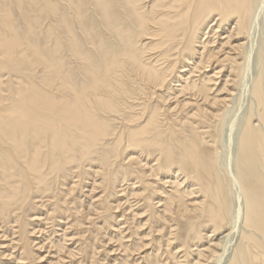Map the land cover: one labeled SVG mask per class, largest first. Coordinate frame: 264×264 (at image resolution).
Instances as JSON below:
<instances>
[{"label": "bare ground", "instance_id": "1", "mask_svg": "<svg viewBox=\"0 0 264 264\" xmlns=\"http://www.w3.org/2000/svg\"><path fill=\"white\" fill-rule=\"evenodd\" d=\"M263 9L264 0H0V227L14 221L26 236L21 213L35 199L51 196L56 206L50 222L69 213L71 225L81 227L103 213L102 206L117 232L126 209L120 217L112 214L124 202L114 205L111 199L119 182L134 180L119 194L129 201L130 191L141 210L125 222H136L127 226L132 239L147 238L125 247L127 255L144 253L147 264H217L219 250L230 248L241 227L228 264H264V34L256 49L251 106L237 125L233 174L244 200L240 208L232 207L233 176L218 154ZM45 22L43 46L38 31ZM171 99L173 111L183 112L180 120L171 118ZM91 174V193L104 190L84 212L81 198L77 205L68 197ZM75 176L76 185L64 189ZM181 220L187 226L178 244ZM22 241L19 259L28 254L34 260L32 241Z\"/></svg>", "mask_w": 264, "mask_h": 264}, {"label": "rangeland", "instance_id": "2", "mask_svg": "<svg viewBox=\"0 0 264 264\" xmlns=\"http://www.w3.org/2000/svg\"><path fill=\"white\" fill-rule=\"evenodd\" d=\"M262 11H264V9L262 10ZM260 14H261V16H260ZM261 18H260V17ZM262 13L260 12L259 13V15H258V17L259 18H257V20H256V24L258 25V23H259V25H258V27H257V25L255 24V28L252 30V36H251V41L253 42V47H252V49H251V52H250V64L248 65V69H247V71H246V73H245V76H244V78H243V85H242V87H241V91H240V95L238 96L239 97V100H238V98H237V101L235 102V103H231L230 105H232V107L234 108H232L233 110H232V113H230V115L231 116H229V118H228V120H227V122H226V126H225V128L223 129V136L221 137V146H220V148H219V153L218 154H220L219 155V161L221 162H223V163H225V166H227L228 168H229V170H231L230 171V173H232L231 175L233 176V181H232V192H231V194H230V200H231V203H232V207L234 208V207H242L243 206V196H242V192H241V190H240V188H239V185H238V183L236 182V179H235V177H234V174H233V168H234V159H235V157H236V150H237V143H236V137H237V125H238V123H239V120L241 121L242 120V118L243 117H245L246 116V114L249 112V110L248 109H250V106H251V100H252V97H251V89H252V83H253V81H254V79H255V77H256V72H257V61H256V49H257V47L259 46V44H258V41H259V38L264 34V28H263V26H264V18H262ZM264 17V16H263ZM260 20H262L263 21V23H262V21H260ZM43 21V19L40 21V22H42ZM262 23V24H261ZM47 24H48V22H45L44 23V27H43V29H41V31H38L40 34H39V41H40V43L43 45L44 43H45V40H44V38H43V32L42 31H45L46 30V26H47ZM262 26H261V25ZM41 25V24H40ZM259 26H261V27H259ZM42 27V26H41ZM261 28V29H260ZM258 29V30H257ZM253 31H255L254 33H253ZM256 31H257V33H256ZM42 32V33H41ZM258 32H261L260 34L258 33ZM256 33V34H255ZM255 36H257V37H255ZM264 36V35H263ZM255 38H257V39H255ZM253 39V40H252ZM256 40V41H255ZM44 46V45H43ZM252 54V55H251ZM196 75V74H195ZM195 78L197 79V77L195 76ZM222 85V84H221ZM221 85H217V86H221ZM179 89V88H178ZM243 89V90H242ZM163 92V91H162ZM161 93V92H160ZM159 93V94H160ZM164 93H165V91H164ZM246 93V94H245ZM162 94V93H161ZM166 94V93H165ZM214 94H217V92H215ZM171 98H173V96H171ZM181 99H183V98H181ZM248 99V100H247ZM176 101H174V99H171V101L169 102V104H171V109L169 110V112H171L170 114H172V116H171V118L173 119V120H177V118L176 117H178V120H180L181 119V117H183L184 115H182L181 114V112H179L180 111V109H175L174 111H173V109L172 108H174L175 107V105H176V103H175ZM154 104H160V102H155ZM238 105V106H237ZM237 106V107H236ZM237 108V109H236ZM178 110V111H177ZM236 110V111H235ZM176 111H177V113H176ZM218 111H221V106H219L218 107ZM180 114H179V113ZM174 113V114H173ZM183 113V112H182ZM176 116V117H175ZM174 117V118H173ZM241 118V119H240ZM231 119H233L234 121H235V124L232 126V125H230V123H229V120H231ZM232 120V121H233ZM209 122V121H208ZM214 122V121H213ZM229 123V125H227ZM210 124V123H209ZM230 126V127H229ZM229 128V129H228ZM210 131H212V134H214L215 133V130L214 129H210ZM211 140V137L210 138H208L207 137V140ZM226 139H228V141H226ZM223 142V143H222ZM223 144V145H222ZM226 145V146H225ZM236 146V147H235ZM227 148V149H226ZM227 151V152H226ZM233 153V154H232ZM151 158H150V160L149 161H151L150 162V164H152V162H153V164L154 163H156L155 162V155H152V156H150ZM230 157V158H229ZM143 159H145V160H147V156H145L144 155V157H143ZM152 159V160H151ZM145 160H144V162L143 163H145ZM149 164V165H150ZM227 164V165H226ZM232 165V166H231ZM149 167V166H148ZM148 167H147V170H148ZM175 170H176V168H175ZM133 173H128V175H127V177H130V178H132V177H135L134 175H132ZM130 175H132V177L130 176ZM89 176H90V178H89ZM76 177V178H75ZM75 177H73L72 179L70 178V179H68L67 181L68 182H66V184H65V186H64V189L65 188H67V187H70L71 185L72 186H75L76 185V182H78V177L77 176H75ZM75 178V179H74ZM154 178V177H153ZM152 178V179H153ZM154 179H156V177L154 178ZM235 179V180H234ZM71 180V181H70ZM76 181L75 182V184H74V181ZM88 180V181H87ZM121 180H123V176L122 175H120V177H119V181H121ZM70 181V182H69ZM94 176L91 174V175H88L87 177L85 176V178H83V181H82V183H81V188H78V190H76V192L74 193V194H72V195H70L68 198H71V199H69L68 201L70 202H72L73 203V201L75 200V201H77L76 202V204L78 203V202H80L81 200V203H82V207L83 208H81V210H85L84 212H86V210L88 209V207H89V203H91V201L93 202V201H95V200H97L98 199V197H100V195H102L103 194V188L102 187H99V188H97L98 189V191L97 190H94L93 191V193H91V191H92V186L94 185ZM135 181H137V180H135ZM72 182V183H71ZM92 182V183H91ZM132 182H134V180H129L128 182H127V185H129V183H132ZM235 182V183H234ZM84 183H87V184H84ZM119 183H121V185L122 186H118V188H117V194H114L113 193V195L114 196H112V202H113V200H119V202L118 203H122V202H124V203H122V205H121V207L119 208V209H114L113 211H112V214L114 213L115 215H118V217H120V216H122L123 214L122 213H124L125 211V213H126V217L124 216L123 218H125L124 220H122V221H120L119 223V231H117L116 232V230H114L111 226H109V223H111L112 224V219H111V217L110 216H108L107 215V213L108 212H105L104 211V209L105 208H101L100 207V205H99V212H103V213H100V214H93L92 216H91V218H92V220H94L95 222H96V224L94 223V221H90V220H86L85 221V223L81 226V227H74V226H72L71 224H72V222H73V216H69V213H68V216H66V215H64V217L66 218H64V217H62V219L58 216V217H56V218H59V219H56V220H54L53 219V221L52 222H50L51 221V219H50V217H52V215H49L50 213H52L51 211H52V209L54 208V206H56L55 204H54V198L53 197H47V198H45V197H43V198H45V199H40L39 200V198L38 199H35L34 201H37V203L36 202H31V204H29L28 206H26V208H25V210L21 213V217L22 216H25V217H22L23 219H24V221L26 222V223H28L27 224V230L29 231V235L27 234L26 236H23V235H20L21 233L19 232V231H16V230H18L19 229V225H16L15 223H14V221L13 222H11V224H8L6 227H0V232H1V235L3 234V230H5V229H7V227H8V231L6 232V234H7V236H5V238H3V237H1V235H0V248H1V250H3V253L5 254H2V251L0 250V254L1 255H3V256H1L0 255V264H5V263H8V264H30V261H31V264H32V262H34L33 264H90L91 262V264H99V262H100V264H121V262H122V260L125 258V260H127V264H147L148 262L147 261H143V259H142V256L144 255V253H140V252H136V251H134V252H130V254L129 255H127L126 254V252L124 251V248L125 247H132L133 248V246L135 245V243H133V242H138L140 239H144V238H147V237H141L140 236V238H139V236H133V239H132V237H130V232H131V230H129V228L127 227V226H129L130 227V225H131V227L132 226H135V224H136V222H135V224H134V221H132V220H129L128 222H127V224H126V222H125V220H127V218L129 217V215H130V213L133 211V210H135L133 213H136V211L137 210H141L139 207H137L138 205H141L142 204V202H140V203H138L137 205H135L136 203H137V200L135 199V198H132L131 196H130V191L128 192H126L125 194H127L128 195V197H127V199H129V201H126V198H124V196L125 195H123V196H121L120 194H122V192L120 191V190H122V189H124V188H127V185L125 184V182H119ZM83 185V186H82ZM98 185V184H97ZM126 185V186H125ZM238 185V186H237ZM137 186H139L138 184H137ZM168 186V185H167ZM88 187V188H87ZM63 188V187H62ZM169 191L171 190V188L172 187H166ZM238 188V189H237ZM63 189V190H64ZM81 189V190H80ZM83 190V191H82ZM91 190V191H90ZM128 190V189H127ZM237 190H239V191H237ZM81 193H80V192ZM86 191V192H85ZM120 191V192H119ZM79 192V193H78ZM84 192H85V195H84ZM102 192V193H101ZM237 194H236V193ZM96 193V194H95ZM120 193V194H119ZM78 194V195H77ZM88 194V195H87ZM95 194V195H94ZM234 194H236V195H234ZM99 195V196H98ZM115 197V198H114ZM49 198H50V200L52 201V202H50V200H49ZM78 198V199H77ZM80 198H81V200H80ZM84 198V199H83ZM97 198V199H96ZM124 198V199H123ZM234 198V199H233ZM54 199V200H53ZM90 199H92V200H90ZM43 200H45L44 202H43ZM84 200V201H83ZM124 200V201H123ZM234 200V201H233ZM75 201H74V203H75ZM86 201H88V202H86ZM134 201V202H133ZM157 201V200H156ZM235 201H237V202H235ZM41 202V203H40ZM47 202H49V203H47ZM132 202V204H130ZM35 203V204H34ZM44 203H46V204H44ZM70 204V207H73L72 205L73 204ZM80 203V204H81ZM84 203V204H83ZM114 203V205H116L117 204V202H113ZM42 204V205H41ZM76 204H75V206H76ZM239 204V206H237ZM40 207H39V206ZM53 205V206H52ZM61 205H63V203H61ZM77 205H79V204H77ZM84 205H86V206H84ZM96 205V204H95ZM130 205L132 206V208H130L129 209V207H130ZM235 205V206H234ZM33 208H32V207ZM34 206H35V209L36 210H34ZM53 208H52V207ZM44 209H43V208ZM47 207H49V208H47ZM38 208H40L39 210H38ZM45 208H47V210L45 209ZM122 208V209H121ZM123 208L124 209H126L125 211L123 210ZM136 208V209H135ZM142 208V207H141ZM43 209V210H42ZM129 209V210H128ZM161 209V208H160ZM51 210V211H50ZM38 211V212H37ZM49 211V212H48ZM75 210H73V212H74ZM118 211V212H117ZM37 212V213H36ZM44 212V213H43ZM117 212V213H116ZM28 213V214H27ZM128 213V214H127ZM133 213H131V214H133ZM37 214V216L36 217H39V219L41 220H39V219H37V220H31V219H33V217H35V215ZM109 214V213H108ZM122 214V215H121ZM29 215H30V217H31V215L33 216V217H31V219L30 218H28L29 217ZM48 215V216H47ZM95 215V216H94ZM96 215H98V216H96ZM47 216V217H46ZM35 217V218H36ZM42 217V218H41ZM44 217V218H43ZM28 218V219H27ZM96 218V219H95ZM43 219V220H42ZM137 219V218H136ZM28 220H29V222H28ZM48 220V221H47ZM50 220V221H49ZM40 221V222H39ZM101 221H103V222H101ZM136 221V220H135ZM33 224H32V223ZM37 222V223H36ZM55 222H57V223H54ZM65 222V223H64ZM89 222V223H88ZM91 222H92V224H91ZM131 224H130V223ZM12 223L14 224V225H12ZM45 225H44V224ZM68 223H70V224H68ZM122 223V224H121ZM30 224H31V226H30ZM40 224V225H39ZM49 224H51L52 226H54V227H52L51 225V229L49 228L50 226H49ZM102 224V225H101ZM124 224V225H123ZM126 224V225H125ZM11 225V226H10ZM49 227H48V226ZM57 225H58V227H57ZM61 227H60V226ZM86 225V226H85ZM16 226V227H15ZM30 226V227H29ZM38 226V227H37ZM43 226V227H42ZM65 226V227H64ZM68 226V227H67ZM70 226H72V227H70ZM101 226H103L104 228H103V230L102 231H99V232H97V230L98 229H100V227ZM186 223H185V221L183 220H181V222H180V225H179V228H180V237H178L179 239L178 240H176L177 242H178V244L180 243L181 244V242L184 240V237H183V235L185 234V230H186ZM37 227V228H36ZM56 227V228H55ZM3 228V229H2ZM32 228V229H31ZM38 228H40L41 229V231H40V229H38ZM45 228H47V229H45ZM56 229V230H53V229ZM61 228V229H60ZM63 228V229H62ZM34 229H35V231H34ZM38 229V230H37ZM49 229H50V231H49ZM59 229V230H58ZM67 229V230H66ZM66 230V232H68V234H67V236L66 237H64L63 238V240L62 241H60V243L64 246V248L61 250V251H59L57 248V245L59 244L58 243V240H59V237L61 238L62 236H63V232ZM74 230V231H73ZM241 230V227H240V229L238 228V230H237V232H236V235H235V233H234V236H233V239H232V241H231V243L229 244V249L228 250H225V251H223L222 249L221 250H219V252L218 253H220V254H218L219 256L217 257V259H218V261H219V263H218V261H217V264H228L229 263V261H230V259H231V257H232V255H233V253H234V250H235V248H236V246H237V244L239 243V239H240V231ZM39 231L41 232L40 234H39ZM44 231V232H43ZM46 231H48V232H46ZM56 231V232H55ZM59 231V232H58ZM53 232V233H52ZM58 232V233H57ZM103 232V233H102ZM32 233H34V234H32ZM38 233V234H37ZM46 233V234H45ZM62 233V235H60ZM71 233H73V234H71ZM80 233V234H79ZM102 233V234H101ZM32 234V235H31ZM79 234V235H78ZM12 235V236H11ZM46 235V236H45ZM54 235V237H52ZM55 235H56V238H55ZM59 235V236H58ZM123 235V236H122ZM223 235V234H222ZM39 236V237H38ZM42 236V237H41ZM47 236H48V238H47ZM75 236H76V238H75ZM30 237V238H29ZM35 237V238H34ZM37 237V238H36ZM78 237V238H77ZM94 237V238H93ZM130 237V238H129ZM19 238H22L24 241L25 240H27V241H32V243L33 244H31L30 246H32V252L34 253V252H36V253H34L35 255H34V260L33 259H30L29 258V260L26 258V257H29L28 256V254L26 255L25 254V256L26 257H24L25 259H23V260H20L19 259V255L21 254V253H24L23 252V250H24V248H23V243L21 244L20 242H23L22 241V239H20L19 240ZM44 238H46V240L44 239ZM49 238H50V240H49ZM73 238V239H72ZM105 238H106V240H105ZM165 239H167V237H164ZM2 239H3V241H2ZM30 239V240H29ZM38 239V240H37ZM44 239V240H43ZM47 239H48V241H47ZM52 239V240H51ZM56 239V240H55ZM97 239V240H96ZM109 239H111V240H109ZM138 239V240H137ZM6 240H8V241H6ZM42 240V241H41ZM68 240V241H67ZM73 240H74V242H73ZM134 240V241H133ZM136 240V241H135ZM13 241H14V243H13ZM15 241H16V243H15ZM54 242V243H51V242ZM63 241H65V243L63 242ZM109 241H110V243H109ZM214 241H217V240H214ZM11 242V243H10ZM18 242V243H17ZM63 242V243H62ZM105 242V243H104ZM127 242H130V243H128L127 244ZM12 243H13V245H12ZM103 243V244H102ZM124 243V244H123ZM6 244V245H5ZM9 244V245H8ZM11 244V245H10ZM16 244V245H15ZM37 244H40V246H41V248L40 247H37V246H39V245H37ZM42 244V245H41ZM54 244H56L55 246H51V245H54ZM69 244V245H68ZM94 244V245H93ZM102 244V245H101ZM112 244V245H111ZM205 245H207L206 243H204ZM18 245V246H17ZM22 245V246H21ZM46 247H45V246ZM48 245V246H47ZM78 245H80V246H78ZM92 245L93 246H95L96 248L94 249L95 250V252H93L94 253V255H92L93 253H92ZM106 245V246H105ZM109 245V246H108ZM126 245V246H125ZM235 245V246H234ZM6 246V247H5ZM43 246V247H42ZM66 246V247H65ZM77 246V247H76ZM101 246V247H100ZM112 246V247H111ZM122 246V247H121ZM234 246V247H233ZM14 247H16V248H14ZM37 247V248H36ZM45 247V248H44ZM75 249H73V248ZM106 247H107V249H106ZM108 247H110V249L108 248ZM164 247L166 248V246L164 245ZM13 249V253H11L10 252V250L11 249ZM21 248H23V249H21ZM36 248V249H35ZM43 248V249H42ZM78 250H77V249ZM80 248V249H79ZM164 248V249H165ZM18 249V250H17ZM19 249H20V251H19ZM55 249V250H54ZM66 249L68 250L67 252H66ZM88 249V250H87ZM90 249V250H89ZM97 249V250H96ZM114 249V250H113ZM118 249V250H117ZM16 250V251H15ZM43 250V251H42ZM82 250V251H81ZM87 250V251H86ZM105 250H106V252L107 253H105ZM148 251H150V248H148L147 249ZM51 251V252H50ZM70 251H72V252H75V256H72L71 254H70ZM78 251V252H77ZM120 251V252H119ZM5 252H7V253H5ZM16 252V253H15ZM58 252V253H57ZM66 252V253H65ZM78 254H77V253ZM88 254H87V253ZM99 254H98V253ZM11 253V255L9 256L8 254H10ZM19 253V254H18ZM29 253V252H28ZM50 253V254H49ZM96 253H97V255H96ZM117 253V254H116ZM146 253V252H145ZM58 254V255H57ZM68 254H70V255H68ZM83 254V255H82ZM85 254H86V257H85ZM120 254V255H119ZM40 255V256H39ZM78 255V256H77ZM91 255V256H90ZM10 258H9V257ZM11 256H15L14 257V259H13V257H11ZM24 256V255H23ZM37 256V257H36ZM65 256V257H64ZM67 256V257H66ZM77 256V257H76ZM89 256V257H88ZM93 256V257H92ZM114 256H116V257H114ZM43 257H44V259H43ZM50 257V258H49ZM52 257H54V258H52ZM60 257V258H59ZM61 257H62V259H63V261L61 260ZM74 257V258H73ZM96 259H95V258ZM163 258H162V260H163V262H166V260H165V258H166V255L164 254L163 256H162ZM8 258V259H7ZM38 258V259H37ZM59 260H58V259ZM74 260H73V259ZM101 258V259H100ZM103 258V259H102ZM219 258H221L220 260H219ZM7 259V260H6ZM36 259V260H35ZM90 259V260H89ZM94 259V260H93ZM97 259H99V260H97ZM116 259V260H115ZM14 260V261H13ZM16 260H19V261H16ZM55 260V261H54ZM79 260V261H78ZM81 260H83V261H81ZM107 260V261H106ZM152 260V261H151ZM5 261V262H4ZM12 261V262H11ZM16 261V262H15ZM27 261V262H26ZM54 261V262H53ZM58 261L60 262V263H58ZM68 261V262H67ZM85 261V262H84ZM112 261V262H111ZM115 261V262H114ZM150 261L151 262H155V259H153V257L150 259ZM170 261V260H169ZM19 262V263H18ZM36 262V263H35ZM104 262V263H103ZM143 262V263H142ZM182 263H184V262H182ZM167 264H175L174 263V261H172V263H167Z\"/></svg>", "mask_w": 264, "mask_h": 264}]
</instances>
